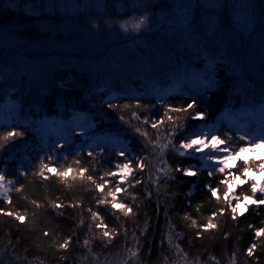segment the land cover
<instances>
[{
  "label": "trees",
  "instance_id": "1",
  "mask_svg": "<svg viewBox=\"0 0 264 264\" xmlns=\"http://www.w3.org/2000/svg\"><path fill=\"white\" fill-rule=\"evenodd\" d=\"M90 1L106 3V6L94 9L85 6V0H45L49 11L56 5L59 13L38 20V13L26 15V8H9L6 0H0V29H13L20 39L38 42L41 38L40 23L47 21L60 27V42H66L74 39L68 34L70 25L83 21L94 23L99 31L105 27L107 35L130 41L137 48L144 44V49L150 53L160 50L159 57L162 59L169 60L176 55L168 52L167 46H161L158 34L147 33L146 29L125 33L120 28V24L130 18L153 13V4L158 0H144L147 6L137 5L134 0ZM79 6L81 10L77 8ZM81 47L84 49V46ZM54 56L56 61L46 69L45 74H41L40 79L35 75L29 79L21 78L14 84L15 88L4 87L0 82V91L8 93L0 99V103L11 97L20 106L16 117L18 122L1 123L0 135L12 130L24 133L23 137L13 141H0L4 143V147L0 148V174L5 176L6 182H12L9 191L11 204L0 199V209L26 217L21 223L14 217L0 214V264H264V236L255 235L257 230L264 229V205H248L244 215L237 214L235 220L231 211L226 210L213 218L212 222L217 225L215 229L204 231L200 227L218 209L227 208L225 193L234 184L232 173L242 170L245 161L252 165L246 173L249 183H239L233 195L240 197L239 204L251 200L249 197L263 199L264 194H259V191L252 197L251 182L254 179L249 175H261L264 183V160L237 159L235 168L230 167L224 173L214 172L209 177L208 171L180 157L171 147L162 153L159 147L169 141L179 146L184 134L188 135L201 125L215 123L224 112L253 107L251 102L254 98L264 95V79L254 77L251 71L239 68L236 62L227 59L222 63L236 68L235 74L223 65H217L216 72H208L207 68L213 66L209 61L205 69L208 77H204L206 86L211 85L209 91L203 88L199 91L201 94H196L187 81L181 91L167 94L160 100L156 97L165 88L183 79L180 74L159 72L143 78L146 80L144 83L139 77L142 73L133 70L130 73L139 76L133 79L132 84L128 81L109 82L90 66L94 63L87 53L63 52ZM183 58L189 61L191 55ZM96 59L99 61V57ZM189 64L193 67L191 72H194L202 63ZM235 76L239 79L236 80ZM186 87L187 91L183 89ZM112 93L115 98L106 99ZM192 97L196 98L194 110L179 114L171 111L187 106ZM244 97L249 103H244ZM109 101L114 107H108ZM197 111L206 113L205 120H192ZM133 112L137 115L133 116ZM165 112L188 125L186 133L183 129L172 131ZM78 114L96 132L126 141L135 159L129 158L128 154L122 158L105 147L84 151L78 149L75 142L62 145L41 143L35 131L36 123L52 117L64 121ZM146 119L148 123H144ZM152 120H163L164 124L152 129ZM137 127L146 135L137 133ZM90 152L91 156L88 155ZM50 155L54 157L53 162L46 159ZM142 158L146 166L141 170L137 162ZM41 160L60 171L69 167L75 169L79 160V167L88 169L86 175H92L97 183L106 172L117 171L116 164L131 160L134 175L129 177L130 183L123 185L128 191L118 195L121 203L131 207V213L108 206L98 207L95 201L99 193L95 185L82 182L79 177L73 181L71 174L59 178L47 172L48 179L38 177L36 173ZM159 163L167 173L153 179V172ZM177 167L189 168L197 175L185 176L174 171ZM105 178L110 181L109 188L114 190L119 177ZM209 186L217 189L219 200L208 190ZM15 188L22 190L16 192ZM56 204H63L64 207L56 208ZM239 204L233 201L236 208ZM89 209L100 211L110 237L104 238L102 232L95 228ZM193 220L195 227L192 226ZM45 232L49 235L45 236ZM65 239L69 240L68 246L60 248ZM85 240L88 241L87 246ZM253 243L256 248L249 257L247 249Z\"/></svg>",
  "mask_w": 264,
  "mask_h": 264
},
{
  "label": "rangeland",
  "instance_id": "2",
  "mask_svg": "<svg viewBox=\"0 0 264 264\" xmlns=\"http://www.w3.org/2000/svg\"><path fill=\"white\" fill-rule=\"evenodd\" d=\"M90 2V0H85V6L90 8L94 7V9H96L98 5L102 4L100 2ZM229 3L236 4L237 10L239 11V16L236 18L240 21L242 31L245 33L244 38L241 41V38L237 33L229 31L223 37L218 36L215 43L220 45L221 55L227 57V54L229 52L231 53V59L229 60L225 58L224 61L227 59L228 61L236 62L239 65V68H246L249 72L251 71L253 73L254 77L263 80L264 0H229ZM242 3H247L251 5V7L241 8L240 5ZM5 4L8 5L9 8L14 9L26 8V5L20 3V0H15L14 3ZM77 8L81 10V6ZM152 14L153 13L151 12L146 14L150 17L149 23H151ZM143 15L130 18L129 21L123 23H125V25L129 27V31H131V23L137 22L139 17ZM163 17L164 14L161 13V21H163ZM247 20L260 21V23L248 24L245 27L244 25ZM77 23L81 24H71L68 30V34L72 35L74 39L67 40L66 42H59L58 44L53 43L52 47L58 48L59 52H64V54L81 52V54L87 53L92 56L89 60H91L94 64H90V66L100 74L104 75L106 80L109 82L120 81L125 83L128 81L132 84L133 79L139 76L134 73L131 74L130 72H133V70H138L142 73V76H139L141 79L147 77L148 75L151 76V74L156 75L159 72H164V74H180L183 79L180 82L165 88L162 94H159L156 97V99L160 100L164 99L167 94L181 91L184 83L187 81L189 82L188 84H191L192 88L196 90L192 91L196 94H201L199 91L206 86V79H204V77L208 76L205 69L209 63L206 54L200 57L189 54L191 55V61L189 60V63L192 62V65L202 63L199 69H195L194 72H191L193 67L189 66L191 64L188 63L187 73L183 70V66L178 72H176L174 68L177 60L180 59L176 55L169 57V60L167 58L162 59L159 57L161 55L160 50H153L152 53H150V51L144 49V44L141 46L142 48H137L130 41H123V38L121 39L116 35H107L105 33V27H101L99 31V28H96V26L93 27V25H95L94 23H86L83 21ZM253 27H255L254 32H252ZM41 29H49L54 34H60L58 38H61V29L58 25L57 27H54L51 23H47L44 24V26H41ZM94 31L96 32L95 34ZM132 32L136 31L132 30ZM249 32H252V34L248 35ZM44 36L45 34L41 33L40 41L26 42L25 40L20 39L13 29H0V82L4 87H11L12 85L17 84V81L21 78L29 79V77L31 78L33 75L40 79L42 77L41 74H45L46 69H48L49 66L56 61V56L51 57L50 59H43L36 56V58H39L40 60H36V58L32 57L29 59L25 58L28 54L35 55L37 52H46L51 50L47 44H45L44 47L38 46V43H43L42 40L44 39ZM81 46H84V49H82ZM188 47L192 48V45L189 44ZM179 48L183 54V45H179ZM193 51H199V49H193ZM96 57H99V61ZM192 74L195 75L193 76ZM25 75L26 77H24ZM151 81H153V79ZM143 82L145 83L146 80L143 79ZM183 89H185V91L188 90L187 87ZM135 91L139 92L137 89H135ZM115 96L116 95L112 93L106 99H114ZM1 103L0 124H9L11 121L17 123L18 120L16 117L19 112V104H17L11 97H6V99ZM258 108L259 105L257 104L255 107H244L237 111L224 112L216 119L215 123L206 126L201 125L186 136L187 138H192L194 134L202 131L205 133L211 131L212 134L222 136L225 139L230 136L232 139L229 141V144L236 152H239L240 147L245 148V151L241 152L238 158L229 161L230 166L233 165L237 159H251L253 162L264 160V143L260 144V146L255 149L252 148V144L256 142L254 138L260 136L261 130L264 128ZM35 131L43 144L50 143L51 145H62L65 142H75L77 148H82L84 151L96 150L100 147H105L113 150L116 154L123 149L129 155V158L135 159V156L131 152L130 146L126 141L117 137H107L104 134L96 132L93 126L86 123L85 118L80 114L74 115L73 117L70 116L64 121L58 117L43 118L40 122L36 123ZM245 132H248V136L241 141L239 137ZM182 139L183 137L181 140ZM186 158L198 164L200 169L209 171L208 167L205 166V163L200 160V156H197L196 153L193 152ZM161 168H163L162 163H159L153 172V179L167 173L164 168L163 172L160 171ZM249 177L254 179L257 184H261L263 181V177L261 175H249ZM5 183L7 184L8 182L5 181ZM239 183V181H234L235 185H238ZM8 188L10 191L11 184H8ZM230 188H233V186H229L228 190ZM259 194L261 193L259 192ZM0 199L5 201L3 195H0ZM245 204L253 205L251 204V200L244 201L242 204L237 206V214L245 213Z\"/></svg>",
  "mask_w": 264,
  "mask_h": 264
},
{
  "label": "snow or ice",
  "instance_id": "3",
  "mask_svg": "<svg viewBox=\"0 0 264 264\" xmlns=\"http://www.w3.org/2000/svg\"><path fill=\"white\" fill-rule=\"evenodd\" d=\"M15 0H6L5 3H14ZM20 3H23L26 5L25 14H37V19L40 20L41 17L44 16H55L59 13V7L56 5L52 6V10H48V4L45 2V0H40L39 3H37V0H20ZM134 3L137 5L147 6L144 2V0H134ZM219 5V6H217ZM106 6V3H103L101 5H98V7H104ZM241 8L251 7V5L247 3H242L240 5ZM153 8L155 9L152 18L151 23L150 17L145 16L139 17V20L137 22L131 23L130 27L133 31L139 32L142 28H145L147 33H155L159 35V39L161 40V46H167V50L170 53H176V55L180 58L176 62L175 71L178 72L182 66L185 73H187L188 68L187 65L189 63L188 60L182 59L183 57L192 54L197 57H200L202 55H207L208 61L212 62L213 66H210L207 68L208 72H216L217 65H223L226 68H229L232 70V72L235 74L236 68L232 67L231 64L225 65L222 63V61L227 58L231 59V53L229 52L227 54V57L224 55H221V47L220 45L215 43V40L218 36L223 37L226 35L229 31L237 33L241 41L244 38L245 33L242 31V27L240 24V21L236 18L239 16V11L237 10L236 4L229 3V0H158L157 3L153 4ZM163 13V21L160 19V14ZM146 22V27H144V24ZM48 23L47 21H41L40 23V31L41 33L45 34L44 39L42 40L43 43H38L39 47H44L45 44L49 48H51V51L49 52H37L35 55L28 54L25 56L26 59H29L30 57L36 58V56H42L46 58H51L53 55H60L58 48L52 47L53 43H59L61 40L58 38L60 34H54L49 29H41L42 24ZM260 21H252L247 20L245 23V27L248 24H259ZM52 26L57 27L55 23H51ZM95 27V25H93ZM120 28L123 29V31L128 32L129 27L125 25V23L120 24ZM153 29H156L153 31ZM255 31V27L252 28V32ZM252 32H249L248 35H251ZM231 42V41H230ZM191 44L192 48H189L188 45ZM179 45H183V54L181 53V49L178 47ZM193 49H199V51H193ZM234 51V49H233ZM182 61V62H181ZM173 69V68H171ZM241 72H243V69H241ZM26 77V75L24 76ZM235 79H239V77L235 76ZM250 79V78H249ZM12 88H15V85L11 86ZM211 89V85L205 86L203 89L204 91H209ZM8 95L4 90L0 91V99H2L3 96ZM136 98V97H133ZM195 97H192V102L189 103L185 107H178L171 109L172 112L175 113H188L190 110L195 109ZM244 103H249L248 98L244 97ZM252 106L255 107V105H259L258 111L261 117V122L264 124V95H260L259 97H255L254 100L251 102ZM2 104V103H0ZM108 107H114V105L111 104V102H108ZM124 107H128V105H124ZM133 116H136L137 114L135 112L132 113ZM165 115L168 118V121L172 125V131L174 132H180L181 129L184 130V133H186V129L188 128V125H185L179 121L178 118H174L172 115H170L168 112H165ZM138 118V117H137ZM206 118V113L204 112H195V115L192 116V120H198L203 121ZM123 119V117H121ZM144 123H148V120L146 119ZM164 121L160 120L157 122L156 120H152L151 122V128L152 129H158L159 125H163ZM3 125L0 124V127ZM135 131L139 133L140 135L144 136L146 133L141 132L140 128H135ZM171 135V132L169 133ZM24 133L20 131H8L5 132L3 135H0V141L7 142V141H13L17 137H23ZM248 136V132H245L243 135L239 137L241 141L245 139V137ZM232 138L229 136L227 139L220 138L219 135L212 134L211 131L205 133L200 132L197 134H194L192 138H187L186 134L183 135V139L181 140L179 146H176L171 143V141L168 142V144L160 145L161 153L164 151V149L171 147L174 152H176L180 157H189L193 152L201 154L200 160H202L205 163V166L208 167V176H213L214 172L224 173L226 169L229 167L235 168L236 165H229V161L233 160L235 158L239 157V154L241 152L245 151L244 147L239 148V152H236L235 149L231 147L229 144V141ZM255 143L252 144V148L255 149L256 147H259L260 144L264 143V128L261 130V135L258 137H255ZM4 147V143H0V148ZM89 156L92 155V153H88ZM118 155L122 158L127 157V153L125 150L121 149L118 153ZM49 162L54 161L53 156H48L46 158ZM214 162V163H211ZM245 167L242 170H238L237 173H232L235 180H239L240 184H247L249 183V180L246 176V173L251 170L252 165L245 161ZM146 165L143 163V158L137 162V167L139 169H143ZM117 171L112 172L108 171L103 176L100 177V182L97 183V181L94 179L92 175H86L88 172V169L79 167V160H77V167L74 169L72 167H69L65 171H60L56 167H50L48 163H45L43 160L40 161L39 164V171L36 173L38 177H42L44 179H48L47 173H53L59 178H66L69 174L72 176V180L76 181L77 177L80 178L82 182L87 181L88 183H91L95 185L96 192L99 193V196L96 197V205L98 207L108 206L113 210H119L121 212L125 213H131L132 209L125 203H121L118 200V195L121 193H124L128 191L127 188L123 187L125 183L129 182V177L134 175V169L132 167V162L129 160L125 163H118L115 165ZM257 171L259 168L256 169ZM160 171H164L163 168L160 169ZM175 172L182 173L185 176H191L195 177L197 175L196 172L190 170L186 167H177L174 169ZM26 175V174H25ZM118 176L119 180L115 184L114 190L112 188H109L110 181L106 179L105 177H115ZM243 177V178H242ZM65 182H67L65 180ZM12 182L9 181L7 184L5 183V176L0 175V195H3L5 201H7L9 204H11V199L9 197V188L8 184H11ZM139 183V181H137ZM210 183V182H209ZM252 183V197L255 196L256 192L259 191L261 194H264V183L261 185H256L255 182ZM134 186V185H132ZM237 187V185L233 184V188H230L225 193V201L227 208H221L218 209L217 212H214L212 216L208 218V221L206 224L201 225L200 227L207 231L209 229H215L217 225L213 223V218L217 214H223L226 210H230L232 215V219L235 220L237 218V208L233 206V201H235L237 204L240 203V197L233 195V190ZM107 189V191H106ZM21 188H15L16 192H20ZM208 190L213 194L217 196V200H219V196L217 193V189L208 187ZM251 204L253 205H264V199H255L251 198ZM56 208H62L64 207L63 204H56L54 205ZM71 207H76L77 205H70ZM39 207V205H37ZM245 212L248 209V205H244ZM91 220L95 224V228L102 232V235L104 238L110 237L111 233L107 230V225L104 223L103 217L101 216L100 211L96 210L93 211L89 209ZM0 214L7 215L9 217H14L15 220L23 223L25 222L26 217L24 215H19L13 211L4 212L3 209H0ZM239 215H244V213H240ZM185 219H189V217L185 216ZM192 226H196V222L192 221ZM91 227V225H90ZM251 227V226H250ZM45 236H48L49 233L45 232ZM197 235L199 236L200 233L198 232ZM255 235L257 237L264 236V229H259L256 231ZM69 244V240L65 239L62 244L59 245L60 248H66ZM85 245H88V241L85 240ZM256 248V244L253 243L251 246L247 249V254L249 257L253 255V250Z\"/></svg>",
  "mask_w": 264,
  "mask_h": 264
},
{
  "label": "clouds",
  "instance_id": "4",
  "mask_svg": "<svg viewBox=\"0 0 264 264\" xmlns=\"http://www.w3.org/2000/svg\"><path fill=\"white\" fill-rule=\"evenodd\" d=\"M144 16H145V21H146V17H147V15L145 14ZM144 27H146V22H145V24H144ZM122 30H123V29H122ZM125 33H127V32L125 31Z\"/></svg>",
  "mask_w": 264,
  "mask_h": 264
},
{
  "label": "bare ground",
  "instance_id": "5",
  "mask_svg": "<svg viewBox=\"0 0 264 264\" xmlns=\"http://www.w3.org/2000/svg\"><path fill=\"white\" fill-rule=\"evenodd\" d=\"M197 156H200L201 154L196 153Z\"/></svg>",
  "mask_w": 264,
  "mask_h": 264
}]
</instances>
